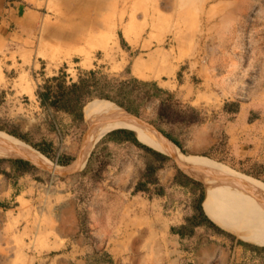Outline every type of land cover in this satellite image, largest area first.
Wrapping results in <instances>:
<instances>
[{
  "label": "rangeland",
  "instance_id": "374dc122",
  "mask_svg": "<svg viewBox=\"0 0 264 264\" xmlns=\"http://www.w3.org/2000/svg\"><path fill=\"white\" fill-rule=\"evenodd\" d=\"M215 1L219 0H104L102 9L92 3L88 14L89 20L100 22L83 25L84 35L70 45L58 40L28 55L1 52L0 126L27 133L33 143H50L47 159L63 166L57 160L75 158L86 123L40 104L36 90L46 78L62 71L69 83L94 70L117 80L132 76L160 83L180 81L193 50L210 48L217 65L211 74L216 102L200 112L201 122H158L156 101L148 103L140 116L132 115L159 126L180 144L181 148L169 139L184 155L205 157L264 183V18L255 16L254 9L242 23L237 18H222L225 23L210 26L197 23L204 6ZM59 11L49 8L58 20ZM66 27L73 37L81 30L74 24H50L47 29L62 38ZM154 57L161 60V67L136 69ZM225 64L226 88L216 81L219 66ZM199 80L191 75L192 82ZM169 92L176 100L174 118L180 109L192 107ZM200 128L201 132L194 130ZM144 161L143 153L132 145L101 144L77 172L56 175L37 167L25 181H32L34 188L2 220L0 264H232L235 257L234 264H264L262 245L243 241L207 211L222 232L201 225L191 236L173 233L172 228L195 212L199 188L171 185L176 169H182L170 157L156 172V185L133 192ZM119 162L136 168V174L126 183L112 184L106 171ZM155 186H162L164 193L157 194ZM238 240L256 249L245 248ZM220 248L228 253L225 262L219 258Z\"/></svg>",
  "mask_w": 264,
  "mask_h": 264
},
{
  "label": "crops",
  "instance_id": "0c3cea01",
  "mask_svg": "<svg viewBox=\"0 0 264 264\" xmlns=\"http://www.w3.org/2000/svg\"><path fill=\"white\" fill-rule=\"evenodd\" d=\"M91 1L92 0H0V53L5 52L6 50L8 53L19 52L28 55L30 50L39 49L42 47V45L46 46V45L56 44L58 40H64V41L66 40V42L68 41V44L70 45L71 42L74 39H76L78 36L84 35L83 32L86 31V28H84L83 25L86 26L91 23L93 24L100 22V20H95V21L89 20L88 14H89V9L93 8L92 3L96 5L97 9L99 8L102 9L104 7V0H95L92 2ZM256 2L258 4H255V0L253 1L219 0L218 2L216 1L210 2L209 4L205 5L203 10L200 12V16L198 17L197 23L207 26L222 24L225 23L223 20H221L222 18H237L240 19L237 22L242 23L244 22L243 19H248V17H252V13L254 9L256 10L255 16L264 18V2H259V1ZM56 7H59L60 10L59 17L61 18L59 20L57 19V16H54L49 12V8H56ZM50 24L54 26L55 25L69 26L72 24L80 25L81 30L79 35L77 33L76 36L73 37L71 28L66 27V29L64 30V33L66 35H64V37L62 38H58V36H56L54 32H49V30L47 29V26ZM55 46L56 45H53L52 47ZM209 49L206 51H202L200 49L198 50L197 48L193 50L191 58L188 59V61L185 63L186 67H184L183 69L182 79L180 81L170 80L168 81L169 83H167V80H162V83H160L156 79H153V81H156L158 86H160L161 88L175 92L182 101L189 103L199 112H201L202 110L204 111L210 110V106L212 105L210 103L216 102V98H215L216 89L213 86L211 74L214 70H217V65L214 62H212ZM7 52L5 53L6 54L5 56H8ZM219 69H220L219 73H221V75L220 77H216L217 78L216 81L221 83L223 82L222 83L223 87H225L226 76L228 73L226 64L219 66ZM191 75H195L200 80L197 81L196 83L192 82ZM98 100H104V99H98ZM89 102L86 103V105H84L83 108L84 121H85L84 109L89 104ZM115 128H121V127H115ZM123 128L131 129L128 127H123ZM194 130L195 131L199 130L201 132L202 128L194 129ZM107 132H105L104 134H106ZM85 133H86V128L84 134ZM98 140L94 143L93 148L91 149H94L95 144L98 142ZM102 145L126 146L132 144L130 143L117 144L113 142H107L106 144H102ZM152 148L163 153V151L161 150H158L154 147ZM163 154L170 156L165 152ZM87 157H90V154ZM0 158L23 159L20 157H6V156H2ZM87 159L88 158H86V160ZM73 161H75V159ZM31 164L33 165V163ZM67 165H63V166H67ZM35 167L37 168V166ZM144 167H145V161H144ZM108 168L110 170L108 169V171H106V177L110 179V183L112 184L126 183L127 181L131 180V178L136 174V170H137L136 168H131L130 166L120 162L117 163L116 167L110 166ZM35 171L37 170L34 169L28 172H23L18 170L14 171L13 165L10 162L0 161V230L2 229L3 226L2 220L12 215L9 214V211L13 210V212H15L16 208H18L19 206L20 200L25 199V194L27 193V191H29L30 188H34L32 181H28L27 184L25 183V181L29 175L31 174L35 175L34 173ZM4 172H6L7 174ZM204 193H205V187H204ZM202 206L204 207L203 202H202ZM203 209H205V207ZM204 211L206 212V210ZM207 215L209 216L208 213ZM1 238L2 237L0 232V241ZM1 245L3 246L2 243ZM219 251H220L219 258L221 259L222 262L223 261L225 262L226 256L228 255L227 251L224 250L223 248H220ZM235 262H237L236 257L232 261V264H234Z\"/></svg>",
  "mask_w": 264,
  "mask_h": 264
},
{
  "label": "bare ground",
  "instance_id": "6f19581e",
  "mask_svg": "<svg viewBox=\"0 0 264 264\" xmlns=\"http://www.w3.org/2000/svg\"><path fill=\"white\" fill-rule=\"evenodd\" d=\"M161 63L154 57L137 64L136 69L154 71ZM84 118L86 133L75 161L67 166L55 165L35 149L2 131L0 157H20L51 174L67 175L83 167L94 143L105 132L115 127H128L137 131L146 144L169 154L189 175L201 179L205 187L203 204L213 220L226 230L234 231L245 242L264 245V183L205 157L184 155L152 125L108 100L89 102L84 109Z\"/></svg>",
  "mask_w": 264,
  "mask_h": 264
},
{
  "label": "trees",
  "instance_id": "16d2710c",
  "mask_svg": "<svg viewBox=\"0 0 264 264\" xmlns=\"http://www.w3.org/2000/svg\"><path fill=\"white\" fill-rule=\"evenodd\" d=\"M36 95L40 104L51 107L55 111L64 112L75 121H83L84 105L94 98L111 101L125 111L136 116H140L148 103L156 101L157 109L155 117L158 122L191 124L201 122L202 120L200 112L190 106H185L180 109L179 115L177 118H174L172 114H174L173 110L176 106V100L173 99L172 94L167 89L158 86L156 81L139 80L132 76L121 80L110 79L104 75L98 74L94 70H89L80 74L76 81H71L69 83L66 80V74L61 71L57 75L46 78L36 90ZM224 110L229 111L225 106ZM155 128L181 148L180 144L168 135H165L160 130L159 126L156 125ZM0 130L28 144V146L30 145L31 148L33 147V149H36V151L41 153L44 157L51 159L49 154L51 149L50 143H33L27 138V133L19 132L15 129L7 130L0 126ZM107 142L117 144L130 143L143 153L145 157L144 172L142 177L136 182L133 192L147 191L149 189L148 186L156 185V172L164 167L170 160L169 156L141 142L137 138L135 131L131 129L121 127L108 131L98 140L94 149L98 145L106 144ZM94 149L91 151L90 157ZM73 159V157L62 156L57 162L61 165H67ZM0 161L10 162L13 165L14 171L28 172L34 169L37 170L35 166L24 159L0 158ZM84 171L85 170L82 172ZM186 183L199 188V196L194 204L195 212L186 217L185 223L181 224L177 229L172 228V232L178 234L180 237L191 236L194 229L201 225H208L222 232V229L214 224L204 212L205 209H203L202 202L205 194L202 183L177 168L172 177L171 185L182 187ZM155 187L157 194L162 195L164 193L162 186ZM237 243L245 248L256 249V246H252L241 240H238ZM260 249L264 250V246Z\"/></svg>",
  "mask_w": 264,
  "mask_h": 264
},
{
  "label": "water",
  "instance_id": "95a60500",
  "mask_svg": "<svg viewBox=\"0 0 264 264\" xmlns=\"http://www.w3.org/2000/svg\"><path fill=\"white\" fill-rule=\"evenodd\" d=\"M134 131V130H133ZM135 133H136V131H135ZM136 135H137V133H136ZM137 138H138V136H137ZM139 139V138H138ZM93 148V147H92ZM92 150V149H91ZM91 150H90V152H91ZM90 152H89V154H90ZM89 156V155H88Z\"/></svg>",
  "mask_w": 264,
  "mask_h": 264
}]
</instances>
